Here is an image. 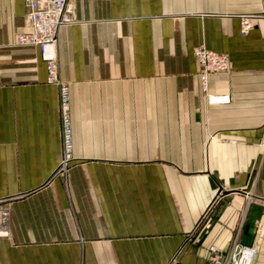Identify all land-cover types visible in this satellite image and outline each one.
<instances>
[{"label":"crops","instance_id":"crops-1","mask_svg":"<svg viewBox=\"0 0 264 264\" xmlns=\"http://www.w3.org/2000/svg\"><path fill=\"white\" fill-rule=\"evenodd\" d=\"M222 2L205 11H264V0ZM69 4L75 20L58 36L73 123L64 178L59 86L39 48L17 43L26 0H0V199L10 201L0 264H214L209 245L233 241L255 245L253 264H264V19L246 36L235 15L193 23L196 43L230 59L208 81L228 99L211 102L191 51L158 53L150 68L160 0ZM107 29L126 49L123 29H141V50L111 51Z\"/></svg>","mask_w":264,"mask_h":264},{"label":"rangeland","instance_id":"rangeland-1","mask_svg":"<svg viewBox=\"0 0 264 264\" xmlns=\"http://www.w3.org/2000/svg\"><path fill=\"white\" fill-rule=\"evenodd\" d=\"M224 1L226 4L230 2V4H233L232 6L241 3L240 0H160L162 6H166L168 11L165 13H159V12H151L150 13V24L148 28V42H149V52H150V68H155L157 65V57L158 53H163L166 51V53H178L182 54L187 51H191L195 59L199 63V79L201 82V89L203 93L206 95L207 99L209 101H223L227 99H220L219 97H223L222 95H213L208 92V81L209 76L213 73H221V72H211L209 73L208 80L206 83V86L204 85L201 76L203 75V63L201 60V54L204 51H213L216 53H223L228 56L226 52L218 51L214 48H212L208 43L207 40L203 38H199L198 43H196L197 40V33L196 28L193 25V23L204 21L208 15L215 14V15H235L239 18L240 28L239 32L241 36H246L249 34L251 29L254 27L255 23L258 20L264 19V11L261 12H218V13H210L205 11L206 10V4L210 3L212 7H219ZM235 3V4H234ZM247 9L250 7L248 5L253 4V0H246ZM246 17H249L252 23V26L250 29H248L246 32L244 31V27L242 24L243 19ZM74 17L72 13L71 20L68 23L74 22ZM67 23V24H68ZM107 31L110 32V35L108 38L103 36L104 43L107 41V45H109V49L111 51H114L116 54H125V52H137L141 50V29H132V31H128L123 29V31L128 32V35H131L133 38V43L128 44V49H126V44L122 43L121 40L114 41L111 39L110 36H112V33L117 31V29H107ZM103 34H106V29H103ZM144 35H145V29H144ZM59 42V41H58ZM57 42V48H56V59H57V68H58V78L61 83H63L67 87V95H68V101H67V108H66V117L68 119V127H69V133H70V140L72 143V151H71V158H73V123H72V115H71V95H70V87H69V81L62 77L61 75V65H60V57H59V46ZM103 45V52L105 51ZM144 47H145V37H144ZM123 56V55H121ZM124 57V56H123ZM165 63L166 67H174L171 63H173V58L165 56ZM162 58V56H160ZM163 59V58H162ZM229 59V56H228ZM172 61V62H171ZM230 63V59H229ZM106 65V64H105ZM107 66H109L107 64ZM89 67H93V61L91 60L89 62ZM231 69V64L229 66V69L224 71L228 72ZM48 77V76H47ZM48 80V78H47ZM49 82V81H48ZM53 83V82H50ZM55 84V83H54ZM60 93V91H59ZM214 96V98H212ZM62 122V118H61ZM62 124V123H61ZM68 169L61 172L62 177L66 178ZM141 172H135L136 178H141ZM10 202V201H9ZM240 244L243 247H254L256 248V252L254 257L251 259V263L253 264V261L257 255V247L255 245H244L238 241H233L231 244V247L226 250L222 251L220 248H218L216 245H209V251H210V257L209 259L214 264H233L232 262V251L235 244ZM215 247L214 250L211 249V247ZM238 258V257H236Z\"/></svg>","mask_w":264,"mask_h":264},{"label":"built area","instance_id":"built-area-1","mask_svg":"<svg viewBox=\"0 0 264 264\" xmlns=\"http://www.w3.org/2000/svg\"><path fill=\"white\" fill-rule=\"evenodd\" d=\"M26 6V17L29 29L17 35V43L19 45H34L39 48L41 56L46 62L48 81L59 86L63 148L60 170L64 171L67 170L69 162L72 160V143L70 140L68 119L66 117L68 101L67 87L58 78L56 48L59 31L61 27L71 20L72 11L69 0H26ZM242 24L245 32L252 26L249 17L243 19ZM201 60L203 63V75L201 78L205 86L209 73L224 72L230 66L228 56L223 53L204 51L201 54ZM219 98L222 100L228 99L227 96ZM9 221V199H0V236H6L8 234ZM211 249L214 250L215 247L213 246ZM255 252L256 248L243 247L237 243L233 247L232 262L233 264H250Z\"/></svg>","mask_w":264,"mask_h":264},{"label":"water","instance_id":"water-1","mask_svg":"<svg viewBox=\"0 0 264 264\" xmlns=\"http://www.w3.org/2000/svg\"><path fill=\"white\" fill-rule=\"evenodd\" d=\"M221 191V189L219 190V192Z\"/></svg>","mask_w":264,"mask_h":264}]
</instances>
